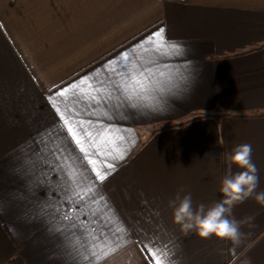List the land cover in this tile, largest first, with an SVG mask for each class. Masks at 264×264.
<instances>
[{
	"label": "crops",
	"instance_id": "0c3cea01",
	"mask_svg": "<svg viewBox=\"0 0 264 264\" xmlns=\"http://www.w3.org/2000/svg\"><path fill=\"white\" fill-rule=\"evenodd\" d=\"M161 28L179 52L158 53ZM80 122L114 144L85 136L82 152ZM240 144L264 191V0H0V264H77L69 237L114 240L120 224L105 264H264L254 198L232 208L253 217L238 245L185 235L169 207L222 201Z\"/></svg>",
	"mask_w": 264,
	"mask_h": 264
},
{
	"label": "clouds",
	"instance_id": "9594fccd",
	"mask_svg": "<svg viewBox=\"0 0 264 264\" xmlns=\"http://www.w3.org/2000/svg\"><path fill=\"white\" fill-rule=\"evenodd\" d=\"M234 114L239 113L234 112ZM225 162L229 168L235 166L240 171L222 178L220 187L224 196L222 201L207 208L201 204L194 209L191 194L181 195L178 192L169 201V207L173 210V222L185 235L194 232L201 239L214 236L238 245L244 235L240 231L241 226L250 223L253 217H247L244 220L229 218L232 208L249 198H254L257 204L264 207V191L257 192L258 169L252 162L250 144L235 146L230 153L225 154ZM243 264H251V261L245 260Z\"/></svg>",
	"mask_w": 264,
	"mask_h": 264
},
{
	"label": "snow or ice",
	"instance_id": "6c2138e0",
	"mask_svg": "<svg viewBox=\"0 0 264 264\" xmlns=\"http://www.w3.org/2000/svg\"><path fill=\"white\" fill-rule=\"evenodd\" d=\"M163 32H164V29L161 28L158 32H156L154 34L155 37H159V41L153 42L158 53L160 55H168L169 53L167 51H165V49H168V48H171L172 50L179 52V46L178 45L169 44V43L164 41ZM141 75H144V74L141 73ZM144 79L149 80L150 77L145 76ZM81 83H83V82H81ZM144 86L145 85H144L143 80L130 78L128 81L125 82L124 88H125V90H127L128 88H131L133 91H137L139 88L144 87ZM81 91H84V90L81 89ZM92 91L99 92V89H93ZM60 95H63V93H60ZM88 95H89L90 99H93V100L97 99L96 96H92L90 94H88ZM128 99H131V97H128ZM57 111L59 112L60 110L57 109ZM62 118H63V114H62ZM64 124L68 125L67 119H64ZM74 127H77V125L69 126L68 132L72 133L73 139L75 140L77 145H80V150L82 152L87 153V149L85 148L84 143H83L85 136L88 137L89 147H97V148L103 147L104 149L107 150L109 145L114 144V141L110 138V134H109V136H105L103 134L105 130H101L100 133L93 135V133L91 131L84 129L83 122H80V124L78 126L80 129H84L82 133L74 132L73 131ZM107 154L109 156H111L113 154V152L107 151ZM117 158L122 159L123 153L122 152L118 153ZM89 163H95V161L90 159ZM109 167H111V165ZM109 174L110 173H105L104 175H100L98 172V178L100 180H104L106 178V176ZM77 187H79V185H77ZM86 191H92V188L89 187L88 189H86ZM76 195H80V193L77 192ZM100 199H103V197H100ZM96 202L97 201H94V203H96ZM105 204L107 205L106 201H105ZM113 215H114V211H113ZM63 218L64 219H71V217L68 215H65ZM117 223H119V222L117 221ZM73 227H75V225H73ZM59 230L60 229H57V231H59ZM115 231L117 233H119V235L115 236L114 240H110V239L105 238L103 240V242L101 243V242H98L95 228H91L88 232L89 244L87 246L82 245L80 243V240L78 237H69L70 248L74 252H77L79 254V259L77 260V264H105V262L107 261V259L111 255L115 254L116 251H118L121 247H123L127 243V240L125 239V236H124V233H126V229L123 227V225L120 224V226ZM157 264H161V262L159 260H157Z\"/></svg>",
	"mask_w": 264,
	"mask_h": 264
},
{
	"label": "trees",
	"instance_id": "16d2710c",
	"mask_svg": "<svg viewBox=\"0 0 264 264\" xmlns=\"http://www.w3.org/2000/svg\"><path fill=\"white\" fill-rule=\"evenodd\" d=\"M15 263V261H14V259H10L8 262H6L5 264H14Z\"/></svg>",
	"mask_w": 264,
	"mask_h": 264
}]
</instances>
